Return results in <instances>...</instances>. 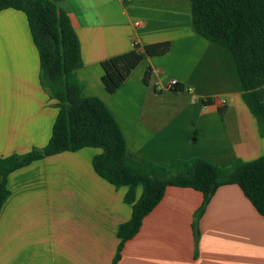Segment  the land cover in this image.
Masks as SVG:
<instances>
[{"label":"crops","instance_id":"1","mask_svg":"<svg viewBox=\"0 0 264 264\" xmlns=\"http://www.w3.org/2000/svg\"><path fill=\"white\" fill-rule=\"evenodd\" d=\"M50 1L78 37L84 95L106 105L131 154L166 168L195 157L226 166L264 156L234 58L195 33L190 0ZM160 42L169 43L168 52L140 61L113 94L104 90L101 62ZM38 75L25 15L1 11L0 157L41 149L50 137L56 101ZM100 152H62L8 175L0 264H112L117 228L132 206L124 202L126 187L94 171ZM140 193L138 186L136 199ZM202 204L196 190L167 187L116 264H264V216L237 185L220 186L197 216Z\"/></svg>","mask_w":264,"mask_h":264},{"label":"trees","instance_id":"2","mask_svg":"<svg viewBox=\"0 0 264 264\" xmlns=\"http://www.w3.org/2000/svg\"><path fill=\"white\" fill-rule=\"evenodd\" d=\"M190 3L195 33L232 54L238 91L264 136V0ZM5 9L20 11L26 17L39 59V84L56 101L57 114L43 148L0 157V209L9 194L10 173L45 157L89 147L101 150L92 159L96 174L115 188L126 187L124 202L132 206L129 220L117 228L119 244L112 264L117 263L124 243L138 232L143 218L170 186L202 193L199 216L220 186L235 184L264 216V156L248 162L235 159L226 166L195 157L177 160L166 168L131 154L106 105L99 98L84 95L77 77L82 67L80 44L68 14L50 0H0V12ZM168 50V42L146 45L141 50L134 45L133 50L104 60L100 64L104 90L113 94L140 61ZM138 186L141 193L136 199Z\"/></svg>","mask_w":264,"mask_h":264},{"label":"built area","instance_id":"3","mask_svg":"<svg viewBox=\"0 0 264 264\" xmlns=\"http://www.w3.org/2000/svg\"><path fill=\"white\" fill-rule=\"evenodd\" d=\"M175 85H176V80H170V81L168 82V87H169V88H174Z\"/></svg>","mask_w":264,"mask_h":264}]
</instances>
